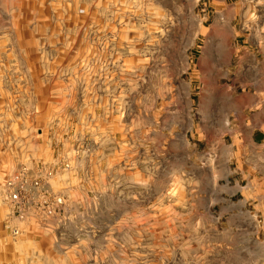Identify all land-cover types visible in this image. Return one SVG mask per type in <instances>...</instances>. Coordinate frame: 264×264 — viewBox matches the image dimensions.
Instances as JSON below:
<instances>
[{"label":"rangeland","instance_id":"rangeland-1","mask_svg":"<svg viewBox=\"0 0 264 264\" xmlns=\"http://www.w3.org/2000/svg\"><path fill=\"white\" fill-rule=\"evenodd\" d=\"M258 36L264 0H0V264H264L205 136Z\"/></svg>","mask_w":264,"mask_h":264},{"label":"crops","instance_id":"crops-1","mask_svg":"<svg viewBox=\"0 0 264 264\" xmlns=\"http://www.w3.org/2000/svg\"><path fill=\"white\" fill-rule=\"evenodd\" d=\"M234 57L229 115L207 123L205 136L217 131L222 138L209 154L229 169L215 176L243 185L246 211L264 217V37H241Z\"/></svg>","mask_w":264,"mask_h":264},{"label":"built area","instance_id":"built-area-1","mask_svg":"<svg viewBox=\"0 0 264 264\" xmlns=\"http://www.w3.org/2000/svg\"><path fill=\"white\" fill-rule=\"evenodd\" d=\"M17 178V176H16ZM45 179V176L38 177L33 182V185H40V183ZM26 182L21 181L18 185L16 184L15 180H9L8 181V193H7V200L9 203V206L12 207L15 211H18L19 215H24V209L21 207L22 200L24 198V195H29L28 200L32 201L31 198L33 197L31 194V190L26 188ZM22 233L21 229L19 227H13L11 229L12 236H19Z\"/></svg>","mask_w":264,"mask_h":264}]
</instances>
